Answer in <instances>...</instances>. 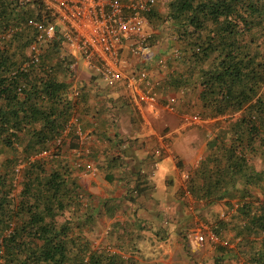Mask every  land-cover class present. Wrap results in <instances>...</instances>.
I'll return each mask as SVG.
<instances>
[{
    "label": "trees",
    "instance_id": "16d2710c",
    "mask_svg": "<svg viewBox=\"0 0 264 264\" xmlns=\"http://www.w3.org/2000/svg\"><path fill=\"white\" fill-rule=\"evenodd\" d=\"M41 11L39 2L0 0V264H122L108 245L84 240L98 212L62 159L86 97H72L75 60L56 35L24 67L37 36L28 20ZM146 18L149 45L167 46L163 88L175 110L226 117L227 133L207 144L185 184L196 202L231 213L212 225L221 238L232 233L213 264H264V0H164ZM66 134L76 147L75 127ZM129 172L134 200L145 176Z\"/></svg>",
    "mask_w": 264,
    "mask_h": 264
},
{
    "label": "crops",
    "instance_id": "0c3cea01",
    "mask_svg": "<svg viewBox=\"0 0 264 264\" xmlns=\"http://www.w3.org/2000/svg\"><path fill=\"white\" fill-rule=\"evenodd\" d=\"M158 55L154 46H151L150 54L141 58L126 51L122 54L130 69H145L149 79L158 82L157 91L161 97L158 116L140 107L123 88H108L91 72L93 78L86 77L82 71L76 74L78 60L74 59L72 91L84 93L86 97L76 113L81 129V135L74 142L77 146L74 147L71 138L65 134L62 159L73 170H78L77 162L91 163L97 169L95 182L84 184L80 181L98 212L95 224L91 231L87 230L84 240L89 243L98 240L105 247L108 245L122 264H203L194 248L193 218L180 202L184 187L181 174L190 172L201 155L188 161L172 149L171 136L176 128L168 126L166 116L170 112L164 105L173 93L163 88L164 72L159 73L154 67ZM209 121L216 122L215 126L219 123L216 119ZM157 149L161 151L160 156L153 153ZM201 153L202 149L198 151ZM115 156H120V166L114 161ZM253 158L258 162V156ZM152 164H156L153 175L145 178V186L138 197L129 200L126 189L135 177L129 171L146 172ZM206 208V212L213 211V214L225 210L223 204ZM218 213L210 219L215 222ZM223 236L218 238L229 241L232 233L226 232Z\"/></svg>",
    "mask_w": 264,
    "mask_h": 264
},
{
    "label": "built area",
    "instance_id": "2783aa9c",
    "mask_svg": "<svg viewBox=\"0 0 264 264\" xmlns=\"http://www.w3.org/2000/svg\"><path fill=\"white\" fill-rule=\"evenodd\" d=\"M23 3L39 2L42 11L39 18L28 20V25L37 32L36 41L30 46L33 54L27 64H36L39 48L42 43L59 35L63 40L67 51L75 60H81L83 65L95 77L104 82L108 88L121 87L129 94L140 107L146 108L152 115L158 116L160 99L157 91V83L149 79L145 69H130L127 60L122 56L123 52L141 58L151 53L149 40L151 30L146 15L155 6L156 0H22ZM168 55L163 54L155 59L154 67L165 68ZM78 91L72 92V97L78 96ZM175 96H168L165 101V109L170 113H177L174 104ZM181 128H189L204 122L199 116L180 114ZM226 117H223V119ZM75 127L78 136L81 135L80 124L77 116L70 119L69 126ZM63 138L56 141L59 145ZM54 149L51 148L43 155H47ZM154 155L160 156L159 149L153 150ZM75 167L82 172L96 176L97 169L91 163L77 162ZM156 164H152L149 170L142 171L144 178L153 175ZM189 177L187 171L182 172L181 179L184 182L183 199L187 201L188 208L192 210L194 205H203L202 201L196 202L186 191V181ZM231 213H221V217L230 216ZM196 240L200 246L207 243L226 245L221 241L212 226L199 224Z\"/></svg>",
    "mask_w": 264,
    "mask_h": 264
},
{
    "label": "rangeland",
    "instance_id": "374dc122",
    "mask_svg": "<svg viewBox=\"0 0 264 264\" xmlns=\"http://www.w3.org/2000/svg\"><path fill=\"white\" fill-rule=\"evenodd\" d=\"M164 0H156V4L158 3L159 7H162ZM151 30V29H150ZM155 54L163 55L167 53V46L164 44L163 40L156 44L154 46ZM158 72H164L165 69H158ZM83 72L86 74L85 76L88 78H93L91 73L88 71V69L83 65L81 60L77 61L75 64V72L78 74V72ZM98 82H102V80L98 77H96ZM93 80V79H92ZM173 95H175L173 93ZM178 97V96H177ZM177 113L182 114H188V115H194L192 113L186 112V111H179L176 110ZM167 113V112H166ZM175 115V113H169L167 117L169 123L168 126H171L172 128H176L174 132V136H171V143H172V149L177 150L180 155H182L183 158H186L188 161H192L197 155H202L206 152L208 149L207 144L212 141L215 136L219 133H227V127L225 126L224 122L220 121L223 120V118L216 119L219 121L218 125L215 126V123L212 121H209L210 119H204V122L200 123L199 125H195L189 128H181V122H180V116ZM168 128V127H167ZM169 129V128H168ZM163 130V129H162ZM161 130V131H162ZM173 134V133H172ZM176 134V135H175ZM202 149V153L198 154V151ZM198 157V156H197ZM160 169L162 167V164H159ZM159 168V167H158ZM158 173V172H157ZM156 173V174H157ZM95 176H90L84 172L80 174L79 172V179L81 182L90 183L95 182L94 179ZM163 182V179L161 180ZM99 186V183H98ZM182 193V191H181ZM180 193V199L181 204L184 208V211L187 212L188 215H190L191 218H193L192 222L194 224L192 233L195 235L197 231H200L199 224H208V226H212L214 223V220H211L210 218H214L215 215L218 213V211H215V214H213V211L208 213L206 208L203 205H194L192 210L188 208L187 201L183 199L182 194ZM224 212V210H221V213ZM208 218V220L206 219ZM227 240V239H226ZM96 244L101 243L100 241H95ZM216 246L213 244L207 243L203 246H200L199 243L196 240V245L194 246L195 250L198 251V258L201 259L203 264H213V258L215 256H220V252L218 249H215ZM222 264H235L232 261L225 260Z\"/></svg>",
    "mask_w": 264,
    "mask_h": 264
}]
</instances>
